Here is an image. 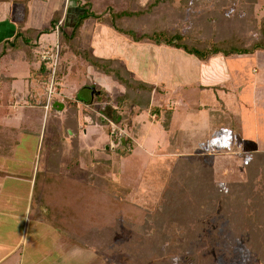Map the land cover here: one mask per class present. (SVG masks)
<instances>
[{
  "label": "rangeland",
  "instance_id": "374dc122",
  "mask_svg": "<svg viewBox=\"0 0 264 264\" xmlns=\"http://www.w3.org/2000/svg\"><path fill=\"white\" fill-rule=\"evenodd\" d=\"M190 1L184 15L185 19L180 17L175 23L189 29L191 23L198 22L195 27L201 32L200 36L209 41L238 32L242 43L249 45L254 38L259 36L257 27H264V0ZM178 3H181L180 0ZM37 14L41 18V11ZM80 21L79 32L65 40L61 36L60 80L56 82L58 91L54 94V98L68 90L72 93L80 92L79 89L86 84H94L101 90V93L97 94L98 91L91 88L92 97L90 99L94 96L96 98L92 101L94 109H89L91 107L85 105L80 107L77 101L71 99L67 102V110L60 112L55 111V108H50L46 114V110L32 108V112L36 111L34 119L40 125L38 130L40 132L36 133L37 135L21 137L16 157L13 159L17 162L14 168L18 173H22L23 176H27L29 173L32 175L35 169L45 166L48 169L45 174H48L53 168L62 167L66 171L61 175H65L68 171L69 178L80 184L88 182V174L110 178L115 184L128 189L125 198L127 203L148 211L154 210L160 199L168 194L166 211L170 215L169 217H173L171 213L177 211L182 205L181 203L186 201L185 197L182 199L172 195L170 197L169 184L180 185L179 193L188 192V187L195 190L200 187L196 182L197 175L202 173L203 177L201 178L205 187L209 186L212 192L228 194L229 189L233 188L232 204H236V201L244 198L246 193L251 190L263 189L261 179L264 164L259 155H256L257 163H252L248 169L245 168V164L250 161L252 153H264V51L226 57L230 69L226 68L224 72L228 79L222 81L220 87H207L204 91H200L199 87L192 86L191 91H194V94L188 98L191 100L189 105L193 107L204 104L206 98L209 103L207 108L213 105L217 106L220 99L231 103L232 105H229L231 107L227 108L226 106V109L230 111H224L226 118L223 119V123L227 125L234 123L242 132L241 138L235 136L234 133L231 136L223 134L221 139L217 140L202 137L201 140H197L198 137L192 140L195 135L190 129H194L195 125L199 127L203 115L196 116L193 113L183 112V104L188 101H184L186 100L185 95L181 93L177 95L179 93L177 92L175 96L179 97V101L175 103L173 96H169L167 92L164 94L166 87L164 88L161 84L157 99L155 98L153 104V98H151V103L157 105L160 110H164L170 107L167 105V100L172 101L171 106L178 110L176 112L178 114L176 117L174 115L170 129H168L170 120L167 119L166 113L154 115L151 108L144 109L136 106L132 109L126 104L117 105L118 100L115 98L113 103L119 107L117 113L123 120L122 126L119 127V134L113 135L114 124L111 126L109 123L93 119L92 125H96L86 127V123L81 121L83 116H87V114L90 116L98 111V108L102 107V103L106 105L109 99L112 101L110 98L112 92L107 87L98 84L96 73L98 70L101 71L103 66L116 67L117 64L116 61L112 63L96 60L97 54L92 51L91 47L92 35H96L97 32L94 29V20L86 16ZM174 26L176 25L173 24ZM56 42L57 35L51 29L42 34V43L38 46L45 45L46 47ZM83 43L90 45L92 49L83 47ZM20 49L29 56L25 45H22ZM40 51L42 50L38 49L36 52L39 60H41ZM14 55L20 56V51L15 52ZM16 66L17 64H15ZM90 67L91 69L94 67V73L90 71ZM131 73L135 79L139 80L140 77L137 74L133 71ZM48 77L46 74L39 76L43 82L44 101L42 102L44 103L47 96L45 80H48ZM101 79L98 80L108 83V80L102 79L103 81H101ZM222 85L227 90V94L220 92L219 89L222 88ZM187 89L185 90L187 91ZM123 93L124 90L121 95ZM185 105L187 104L185 103ZM179 117L182 118L178 119ZM18 120L16 118L10 122L16 126L19 123ZM138 125H140L139 128ZM163 130L170 132L167 134L162 132ZM161 133H163L162 139H160ZM189 134H192L191 138ZM197 135L200 137V134L197 133ZM11 166V163L8 164V168ZM182 170H184L183 173H181ZM182 174L189 177V182L184 181V178L181 177ZM252 175H254L255 181H252ZM60 179L62 180V178ZM2 180L3 178H0V182ZM8 183L12 184V181L8 180ZM66 190L67 187H64L63 192ZM4 193L6 197L0 198V211L21 212L22 204H25L26 200L20 195L21 193L25 195L26 189L19 196L15 195V191L12 192V189L6 190ZM189 197L186 193V198ZM210 199L211 197H209ZM8 201L10 204H3ZM36 203L40 205L41 201L37 202L36 199L30 201L31 210L30 208L27 210V219L24 218L30 233L29 243L35 248L42 247L46 250L56 251L53 245H57L61 241L39 236L42 232L49 233L54 230L50 227L45 230L43 222L40 221L43 218L38 217ZM195 207L196 205L192 206L193 209ZM220 208L219 204L213 212L215 218L208 217V219L213 217L210 222L207 218L206 221L203 220L209 224L203 229L200 240H195L200 235L198 234L199 230L193 233L192 240L188 238L190 233L183 235L182 229L179 232L169 229V238L162 239L154 252V249L151 250L150 247H147L149 245L147 244L148 237H144V241L139 243V237L129 239L128 235L119 236L116 238L114 249L109 253L103 252L104 257H96L93 254L88 255L85 260L79 256L77 263L101 264L102 259L105 258L109 264H192L194 257L199 256L201 261H209L206 264H264L246 243L237 237L232 226H229V221L218 215ZM44 216L47 222H52V225L56 223L60 228L62 218L65 221L68 219V214L63 217L61 213L56 214V217L55 215L50 217L48 213H45ZM146 220H148L147 223L154 222L150 218ZM90 228L92 229V224ZM138 231H140L139 227ZM64 233L66 235L68 232ZM68 237L72 239L73 247L87 249L85 246H81L79 241H75L71 233H68ZM185 238L189 241H184Z\"/></svg>",
  "mask_w": 264,
  "mask_h": 264
},
{
  "label": "crops",
  "instance_id": "0c3cea01",
  "mask_svg": "<svg viewBox=\"0 0 264 264\" xmlns=\"http://www.w3.org/2000/svg\"><path fill=\"white\" fill-rule=\"evenodd\" d=\"M147 1L148 0H138V3L145 4ZM100 10L104 9H99V11ZM40 11L41 18L37 14ZM82 12L83 10L74 0H10L9 2H0V45L6 43L8 40L11 41L20 29L26 30L29 36L33 37L35 40H37V36L39 35L38 43L41 44L42 34L40 33L44 29L50 30L52 25L54 24L56 26L59 20L63 21L62 26L64 29H72L80 20L79 18ZM90 18H93L95 24L94 29L97 31L96 35H92L91 47L93 49L90 45L84 43L83 47L95 51L97 54L96 60L112 63L117 61L130 72L133 71L137 74L140 77L139 80L151 85V87L154 88L152 93L153 104L155 98L157 99L160 84L164 88L166 87L164 94L167 92L169 96H173L175 103H177L179 101V97L175 96L177 92H179L177 95H180V93L182 95L184 94L186 98L184 101H187L188 98L194 94V91H191L192 86H196V88L199 87L200 91H204L207 87H220V83L228 79L224 71L226 68H230L227 58L222 55L214 56L209 61H202L198 57L180 49L136 42L111 27L109 22H106L104 18H97L95 16H90ZM62 32L61 30V33L57 35V39H59L60 42L61 36H63ZM41 46H39V49L42 50L45 45H43L42 48ZM17 51H20V56L16 57L14 54ZM15 64H17L16 67ZM93 70H95L94 67L92 69L90 67V71L93 72ZM46 71V67L45 70L41 67V60L36 62L31 61L30 55L28 56L26 52L23 53V50L20 48H9L0 57V143L6 139L11 140L8 138L9 134L12 137L15 135L18 140L11 155L5 156L0 154V178H3L0 182V198L6 197L4 193L6 190L12 189V192L15 191V195L19 196V194L26 189V194L22 195L21 193L20 195L26 200V203L22 204L20 209L21 212L0 211V264H80L77 263L79 261L77 259L79 256H82L85 260H87L86 258L88 255L93 254L96 257H104L103 252L87 246H85L87 249L76 246L73 247L72 239L68 237V233L65 235V231L62 232L61 229L63 228H60L56 223L52 225V222H47L44 216L45 213H48L50 217L54 215L56 217L58 212L54 213L46 210L41 196H36L37 194L34 193V181L36 176H45L47 174H45V172H47L48 169L45 166L43 168L38 167V169L33 171L32 175L29 173L27 176L18 173L14 168L17 162L13 159L16 157V150L21 143V137L23 135H37L36 133L40 132L38 131L40 125L38 121L34 119L36 111L33 110L32 112V108L46 110L45 112L47 114L50 108H55L54 105L56 102H60L63 104L62 109L55 108V111L60 112L67 110V102L71 99L72 101H77L80 107L85 105L91 107L89 109H94L92 101L96 100V98L94 96L90 99L92 97L91 88H95L98 91L97 94L101 93V90L96 88L94 84H86L79 89L80 92L74 91V93H72L68 90L67 92H61V94L55 98L53 95L50 108L46 109L48 92L44 103L42 102L44 101V90L42 89L43 82L39 79L41 74L47 75ZM59 71L60 68L57 73L56 82L60 80ZM93 76L94 75H92V78H94ZM100 78L108 80V83L100 82L98 80ZM4 79L6 80L5 83L3 82ZM102 79L101 81H103ZM96 80L100 86H105L112 92V95L110 94L112 101L109 99L106 105L102 103V107L100 109L98 108V111L90 116L89 114L83 116L81 121L86 123V127H89L96 125H92V123H94L93 119H98V121H100L101 118L100 122L109 123L111 126L114 124L113 127L119 130V127L122 126L123 119L118 118V116H120L117 113L119 107L116 106V103H113V100L121 95L124 89L110 75L100 70L96 73ZM45 83H47V80H45ZM185 89H187V91ZM219 90L227 94V90L224 89L223 85ZM167 101V105H170V107L161 110L160 114L171 112L170 125L168 126V129H170L174 115L175 117L177 116L178 113L176 114V112L178 110L171 106V100ZM220 102H217V106L213 105L209 108H207L209 104L208 98H206L204 104L198 105L197 107L189 105L191 100L185 102L187 105H185V103L183 104V112L186 114L193 113V115L196 114V116L198 114L203 115L201 117L203 120L200 122L197 121L199 122V127L195 125L194 129H190L195 135L192 140L196 137H198L197 140H201V137L217 140L221 139L223 134L231 136L234 133L235 136L237 135L238 138H241L242 132L234 123L231 125L223 123V119L226 118L224 111H230L226 109V106L228 108L231 107L229 105L232 104L226 103V101H222V99H220ZM18 107L22 108L17 109ZM6 108L7 111L2 113ZM153 114L158 115L156 113ZM16 118L19 119V123L14 126L10 121ZM181 118L182 117H179L178 119ZM79 119L81 118L79 117ZM245 123L244 125L246 128ZM139 126L140 125H138V128ZM15 129L18 131L15 132ZM162 132L169 134L170 131L163 130ZM197 133L200 134V137ZM162 134L163 133H161L160 139H162ZM189 135L191 138L192 134ZM1 139L3 140L1 141ZM5 148L7 147H4V149ZM10 163L12 166L8 168V164ZM18 164H20V162H18ZM64 171L66 170L61 172ZM67 173L69 172L67 171L65 176H69ZM8 180H11L12 184L8 183ZM33 199H36L37 202L41 201L40 205L42 206L36 203V210L38 217L43 218L40 221L43 222L45 230H47L48 227L54 230L49 233L42 232L39 236L61 241L57 245H53L56 251H53V249L46 250V248L42 247L35 248L34 245L32 247L29 243L28 239L30 233L27 230L28 225H26L24 218L26 217L27 219V210L30 208V201ZM3 204L8 205L10 202L8 201ZM64 242L67 243L65 244ZM101 264H109V262L105 261L104 258Z\"/></svg>",
  "mask_w": 264,
  "mask_h": 264
},
{
  "label": "trees",
  "instance_id": "16d2710c",
  "mask_svg": "<svg viewBox=\"0 0 264 264\" xmlns=\"http://www.w3.org/2000/svg\"><path fill=\"white\" fill-rule=\"evenodd\" d=\"M9 1L0 0V2ZM74 1L83 10L80 20L86 16L104 18L111 27L136 42L180 49L202 61H209L217 55L229 57L264 51V27H257L258 38H254L252 43L247 45L242 43L238 32L209 41L200 36L202 35L201 32L195 27L198 22L191 23L189 29L175 23L180 17L185 19L184 15L190 5V0H180L181 3H178L179 0H148L145 4H139L138 0ZM99 9L104 10L99 11ZM80 20L72 29H64L62 26V39L65 40L72 34L79 32ZM173 24L176 26L173 27ZM54 26L53 24V28L51 27L50 30L54 29ZM50 30L42 31L40 34ZM38 44V39L35 40L29 36L26 30L20 29L11 41L8 40L0 45V57L9 48H21L22 45H25L31 61L36 62L39 60L36 54L39 49ZM116 64V67L112 65L103 66L101 71L110 75L124 89V93L117 97V104H126L132 109L136 106L144 109L151 108L153 113L160 114V108L151 103L153 93L151 85L135 79L131 72L117 61ZM41 67L45 70V65L42 62ZM3 82L5 83L6 80L4 79ZM5 111L7 108L2 113ZM166 115L167 119L170 120L171 112H167ZM118 118L121 119V116ZM14 131L18 130L15 129ZM8 138L11 140L6 139L0 143L1 155H11L14 146L17 145L18 140L15 135L12 137L9 134ZM4 147L7 148L4 149ZM257 154L264 164V153H252L250 161L245 164L246 169L252 163H257ZM58 159L60 158L58 157ZM62 169V167H57L45 176L37 175L34 181V193L37 194L36 196H41L44 206L49 212L61 213L63 217L68 213L66 221H71V223L62 218L61 228L71 233L73 239L79 241L80 245L109 253L116 245V238L128 235L129 239L139 237V243L144 241V237H148L147 244L149 245L147 247L156 252L161 240L169 238V229L175 232L182 229L183 235L190 233L188 238L192 240L193 233L199 230L198 234L200 235L195 240H200L203 229L215 216L213 212L220 204V214L218 215L229 221L228 224L232 226L237 237L242 239L256 254L257 258L264 263V167L261 179L263 189L249 191L244 198L236 201V204L231 202L234 192L232 187L228 194L212 192L211 188L205 187V183L202 181L203 173L197 175L198 177L196 176V182L200 187L195 188V190L188 187V192L179 193L180 185L169 184L168 193H170V197L172 195L186 199L177 211L171 213L173 217H169L170 215L166 211L168 194L160 199L154 210L148 211L127 203L125 198L128 189L115 184L110 178L88 174V182L80 184L69 176L61 175V171L64 170ZM181 177L184 178V181L189 182L187 175L182 174ZM252 181H255L254 175H252ZM64 187H67L65 192H63ZM186 193L190 196L189 198H186ZM209 197H211L210 200ZM199 200L200 202H198ZM193 205H196L195 209L192 208ZM210 216L213 217L208 219ZM147 218L154 222L147 223ZM206 218L209 221L207 223L205 222ZM91 224L92 229L90 228ZM138 227L140 231H138ZM189 239L185 238L184 241H189ZM207 262L209 261H201L199 256H195L192 264H206Z\"/></svg>",
  "mask_w": 264,
  "mask_h": 264
},
{
  "label": "built area",
  "instance_id": "2783aa9c",
  "mask_svg": "<svg viewBox=\"0 0 264 264\" xmlns=\"http://www.w3.org/2000/svg\"><path fill=\"white\" fill-rule=\"evenodd\" d=\"M62 20H59L56 23V26L54 27V32L56 35H59L62 30ZM60 53H61V42L59 39H57V42L55 44L48 45L40 51V59L41 62L44 63L46 70L48 80H47V92H48V101L46 105V109L50 108V102L53 99V95L58 91V87L56 84V77L58 70L60 68ZM120 130H117L116 128H112L113 135L119 134Z\"/></svg>",
  "mask_w": 264,
  "mask_h": 264
},
{
  "label": "water",
  "instance_id": "95a60500",
  "mask_svg": "<svg viewBox=\"0 0 264 264\" xmlns=\"http://www.w3.org/2000/svg\"><path fill=\"white\" fill-rule=\"evenodd\" d=\"M55 108H58V109H62L63 107V104L60 103V102H56L55 105H54Z\"/></svg>",
  "mask_w": 264,
  "mask_h": 264
}]
</instances>
